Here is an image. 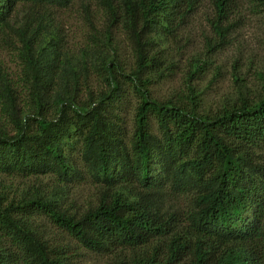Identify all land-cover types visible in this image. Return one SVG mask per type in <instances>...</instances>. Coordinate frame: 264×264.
<instances>
[{
    "label": "trees",
    "instance_id": "trees-1",
    "mask_svg": "<svg viewBox=\"0 0 264 264\" xmlns=\"http://www.w3.org/2000/svg\"><path fill=\"white\" fill-rule=\"evenodd\" d=\"M33 1L65 6L69 0ZM196 1L171 0V22L184 19ZM212 2L211 25L220 34L227 29L222 23L234 0ZM10 4L11 0H0V24ZM166 7L165 0H125L135 55V70L128 78L138 98L128 141L116 113L123 93L117 80L96 104L63 105L51 119L38 102L33 123L21 119L11 105L13 128L0 131V173L51 172L62 181L80 178L82 172L72 158L77 151L84 170L103 184L105 192L96 206L78 217L40 195L16 203L0 199V233L18 249L0 248V264H60L29 229L27 218L32 215L47 216L93 251L105 250L107 244L134 247L163 237L177 225L176 214L164 207L168 191L192 193L186 229L193 241L172 239L162 258L154 256L141 264H264V164L254 153L264 144V99L211 116L152 99L143 75L161 62L149 51L151 34ZM152 120L158 134L152 131ZM153 164L158 170L151 176ZM117 185L127 188L133 200L114 191Z\"/></svg>",
    "mask_w": 264,
    "mask_h": 264
},
{
    "label": "rangeland",
    "instance_id": "rangeland-1",
    "mask_svg": "<svg viewBox=\"0 0 264 264\" xmlns=\"http://www.w3.org/2000/svg\"><path fill=\"white\" fill-rule=\"evenodd\" d=\"M165 1L149 51L156 52L161 62L143 75L152 99L209 116L264 99V0H234L222 23L227 29L220 34L211 25L212 0H197L184 19L172 22L171 0ZM5 11L0 24V131L13 128L11 105L21 119L33 123L38 102L46 119H51L63 105L96 104L117 80L123 93L116 101V113L128 141L138 98L128 78L135 70V55L125 0H69L65 6L11 0ZM151 128L157 133L153 120ZM254 153L264 164V144ZM72 158L82 176L68 181L51 172L0 173V199L16 203L40 195L69 215H82L97 205L105 187L84 170L77 151ZM152 167L151 176L158 170L156 164ZM113 190L133 200L123 185ZM191 198V192L168 191L164 207L176 214L177 225L165 236L134 247L107 244L100 252L83 247L45 215L28 216L27 221L60 264H141L154 256L162 258L172 239L192 243L186 229ZM0 248L18 251L2 233Z\"/></svg>",
    "mask_w": 264,
    "mask_h": 264
}]
</instances>
